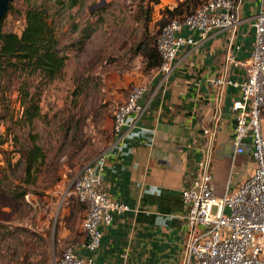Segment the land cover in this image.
I'll return each instance as SVG.
<instances>
[{"label":"rangeland","instance_id":"374dc122","mask_svg":"<svg viewBox=\"0 0 264 264\" xmlns=\"http://www.w3.org/2000/svg\"><path fill=\"white\" fill-rule=\"evenodd\" d=\"M26 4L10 1L1 31L19 32ZM37 4L51 15L66 59L47 83L35 74H0V264H52L66 247L52 248L58 227L82 235V207L70 188L81 168L108 146L116 106L148 73L133 48L155 37L162 17L148 0H76L70 8L54 0H28ZM85 24L90 29L79 44ZM23 83L38 97L39 116L29 126L21 121L18 104ZM32 144L43 159L27 175L22 153ZM22 190V197H12Z\"/></svg>","mask_w":264,"mask_h":264},{"label":"crops","instance_id":"0c3cea01","mask_svg":"<svg viewBox=\"0 0 264 264\" xmlns=\"http://www.w3.org/2000/svg\"><path fill=\"white\" fill-rule=\"evenodd\" d=\"M178 1L158 0L154 8H170ZM263 3L240 0L239 22L229 50L234 63L226 70L229 78L243 76L241 63L252 48V16ZM192 36L197 38L195 33ZM226 40L227 33L221 32L194 47L182 46L165 85L157 84L156 69L137 81L149 90L142 98L146 105L140 127L104 155L99 183L110 198L131 210L113 215L101 227L99 246L91 253L97 264H180L187 234L180 191L201 155L206 139L202 129L214 126L215 130L209 162L215 196L220 197L225 187L234 190L251 173L247 146L231 161L234 119L230 105L236 91L224 87L216 105L215 90L207 83L222 69ZM83 240V235L61 226L50 242L52 248L66 245L84 254L79 249Z\"/></svg>","mask_w":264,"mask_h":264},{"label":"built area","instance_id":"2783aa9c","mask_svg":"<svg viewBox=\"0 0 264 264\" xmlns=\"http://www.w3.org/2000/svg\"><path fill=\"white\" fill-rule=\"evenodd\" d=\"M240 0H204L183 18H171L159 30L155 47L158 54L157 84L165 85L182 46H196L216 33H227L224 64L217 76L207 79L215 90V104L221 91L230 86L236 91L230 109L233 112L231 161L249 148L253 161L251 173L232 191L224 188L214 195L209 172L214 126L202 129L206 136L200 157L189 180L180 191L187 226L180 264H264V130L261 110L264 106V3L252 16V48L241 63L243 76L227 77V65L234 63L230 53L239 22ZM195 33L197 38L193 39ZM148 86L132 84L111 118L112 139L106 149L86 163L72 183L69 194L83 207L80 228L84 240L78 253L66 246L52 264H97L93 253L99 246L101 227L113 215L130 211L126 204L112 199L99 187L104 155L119 144L131 130L139 128L146 103L142 98ZM153 95V93H150Z\"/></svg>","mask_w":264,"mask_h":264},{"label":"trees","instance_id":"16d2710c","mask_svg":"<svg viewBox=\"0 0 264 264\" xmlns=\"http://www.w3.org/2000/svg\"><path fill=\"white\" fill-rule=\"evenodd\" d=\"M21 13L22 26L19 32L1 31V23L6 12L10 9V3L7 10L0 19V74L9 72H18L24 74H35L43 83L54 80L60 73L66 55L63 49L58 47V39L52 25V17L43 4L28 5ZM204 0H181L174 6L163 7L159 10L161 19L156 23L159 29L155 37L150 40H142L134 48V52H139L143 60V70L151 71L157 69L159 59L155 47V39L160 28L171 18H183L193 11ZM55 4L62 8H70L75 5L76 0H54ZM152 5H156L158 0H148ZM150 9V6H149ZM149 9L142 18L143 27H147L149 22ZM90 25H84L79 31L80 39L77 43L82 44L87 37ZM18 104L20 106V118L23 123L30 125L32 120L39 116L38 97L35 92L29 93L26 85L23 83L19 89ZM261 118L264 120V106L261 110ZM112 139V132L110 139ZM1 143V139H0ZM24 161V172L28 175L30 170H34L43 159L41 149L32 144L29 149L22 153ZM25 191L13 194L17 199L22 197ZM83 235V233H82ZM84 237V236H83Z\"/></svg>","mask_w":264,"mask_h":264},{"label":"water","instance_id":"95a60500","mask_svg":"<svg viewBox=\"0 0 264 264\" xmlns=\"http://www.w3.org/2000/svg\"><path fill=\"white\" fill-rule=\"evenodd\" d=\"M11 0H0V19L4 15L5 11L7 10L8 4Z\"/></svg>","mask_w":264,"mask_h":264}]
</instances>
